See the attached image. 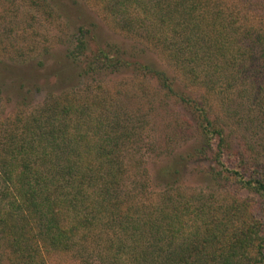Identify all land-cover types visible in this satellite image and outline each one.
Returning <instances> with one entry per match:
<instances>
[{
    "label": "trees",
    "instance_id": "obj_1",
    "mask_svg": "<svg viewBox=\"0 0 264 264\" xmlns=\"http://www.w3.org/2000/svg\"><path fill=\"white\" fill-rule=\"evenodd\" d=\"M99 2L117 29L136 40L128 49L98 46L87 54L79 39L71 57L75 63L85 58L80 76L133 67L157 82L195 123L204 144L198 155L211 162L213 178L255 199L185 197L168 186L149 205L128 203L118 152L133 133L99 112L105 109L99 96L51 95L0 144V244L9 264H46L49 253H66L97 228L109 236L105 264H264V165L247 150L232 149L208 103L237 81L247 82V66L264 78V33L241 31L221 0ZM154 40L177 76L140 55V44ZM194 89L204 94L200 102Z\"/></svg>",
    "mask_w": 264,
    "mask_h": 264
},
{
    "label": "rangeland",
    "instance_id": "obj_2",
    "mask_svg": "<svg viewBox=\"0 0 264 264\" xmlns=\"http://www.w3.org/2000/svg\"><path fill=\"white\" fill-rule=\"evenodd\" d=\"M221 3L241 31L248 28L264 33V0ZM132 37L117 29L99 0H0V144H7L11 130L21 129L23 120L39 112L51 95L75 93L77 98L88 100L99 96L105 104L99 112L116 116L126 131L133 133L118 152L125 171L123 185L131 194L124 199L128 203L149 205L156 201L158 192L170 188V193L180 190L185 197L194 193L217 199L237 195L252 204L253 195L232 182L213 178L211 162L198 155L204 144L195 123L175 99L164 96L157 82L138 75L133 67L88 79L80 76L85 58L75 63L71 57L79 39L89 54L98 46L131 48L136 40ZM141 44L140 55L146 62L177 76L160 42ZM248 67L247 82L237 81L234 88L227 93L222 90L221 97L211 96L208 103L212 116L223 120L232 149H245L249 157L264 165V78ZM183 85L180 80L176 83L179 91ZM192 92L200 102L203 92ZM92 231L83 244L74 240L66 253H49L44 258L46 264H105L102 248L109 236L101 228ZM100 238L106 239L101 243ZM0 264H9L1 244Z\"/></svg>",
    "mask_w": 264,
    "mask_h": 264
}]
</instances>
